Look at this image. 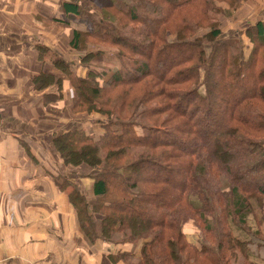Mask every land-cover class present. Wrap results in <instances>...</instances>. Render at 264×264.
Here are the masks:
<instances>
[{
	"label": "trees",
	"instance_id": "trees-1",
	"mask_svg": "<svg viewBox=\"0 0 264 264\" xmlns=\"http://www.w3.org/2000/svg\"><path fill=\"white\" fill-rule=\"evenodd\" d=\"M88 1L96 7L98 2H105L109 10L97 13L76 3L62 5L64 14L91 24L90 31L72 30L69 43L71 50L80 54L87 76L73 73L68 60L38 43L39 60L49 62L61 76L41 72L33 79L40 92L50 87L45 97L51 102L66 98L67 79L74 89L73 111L90 109L92 113L97 108L104 116L92 118L100 133L75 126L53 136L64 165L89 169L85 177L92 182L91 198L68 177H57L64 192L72 188L67 195L81 231L91 243L101 240L119 248L120 254L109 257L113 264H127L139 254L141 264H157L158 260L174 264L171 256H164L166 234L170 235V248L175 243L178 248L187 240L184 225L193 221L218 247L213 251L206 245L184 244L187 255L192 253L196 258L194 264L199 260L256 264L250 247L263 249L264 237L255 233L253 239H238L228 223L234 218L245 224L244 213L251 201H264V114L260 108L264 107V21L227 39L220 38V29L211 28L207 41L177 38L168 42L165 26L170 21L173 28L178 25L181 32L189 33L195 31L184 23L189 12L208 21V0ZM122 21L126 23L122 25ZM129 24L136 26L135 37L128 35ZM245 38L248 49L252 44L251 50H246ZM90 39L111 49L88 52ZM107 53L115 59L108 58ZM177 54L186 56L179 58ZM170 55L175 58L167 63ZM154 64L165 67L158 74L152 69ZM83 89H89L92 96L84 97ZM135 91L140 93L132 97ZM216 92L220 94L219 113L214 106L219 100L215 99ZM120 96L122 102L114 106ZM215 115L220 127L208 143H203L212 128L207 121ZM203 124L207 130L198 127ZM222 177L230 183L226 191H222L224 184L216 181ZM110 178L119 185H113ZM214 203L226 214L219 237ZM230 206L231 211L227 210ZM142 211L160 214V220L143 228L127 223V216ZM126 243L133 244V251L122 252Z\"/></svg>",
	"mask_w": 264,
	"mask_h": 264
},
{
	"label": "crops",
	"instance_id": "crops-1",
	"mask_svg": "<svg viewBox=\"0 0 264 264\" xmlns=\"http://www.w3.org/2000/svg\"><path fill=\"white\" fill-rule=\"evenodd\" d=\"M66 2L90 10L88 0H0V264H113L109 257L118 250L91 243L81 231L69 189L64 192L57 177L88 194L89 169L67 167L53 146L54 133L73 120L63 114L69 102H51L45 97L50 87L40 92L33 83L41 72L61 76L39 60L36 44L69 62V55L79 54L69 43L81 20L64 14ZM250 11V25L264 21V1ZM61 18L65 22H56ZM76 122L73 127L87 126Z\"/></svg>",
	"mask_w": 264,
	"mask_h": 264
},
{
	"label": "rangeland",
	"instance_id": "rangeland-1",
	"mask_svg": "<svg viewBox=\"0 0 264 264\" xmlns=\"http://www.w3.org/2000/svg\"><path fill=\"white\" fill-rule=\"evenodd\" d=\"M96 1V0H95ZM127 1L129 3L132 2V0H124ZM264 0H208V8H209V13H208V21H205L201 18H198V13L196 12H189V17L185 18L184 23L188 24L189 27H191V29H195V31L193 33H189V32H181L179 30V26L175 25V32L173 31V23H171V21L167 24V26H165V36L168 42H173L176 41L177 38H187V39H196V38H201L203 41H207L210 40L211 37H208L206 34H208L211 30V28L214 29H220L222 31V35L220 36V38L223 39H227V38H231L233 37V35L235 34V32L237 31H241V30H246L247 27L251 26L250 23H252L251 19H252V15H251V11H250V6L254 5L256 6H260L261 4H263ZM98 2V1H97ZM90 10L88 12H95V10L97 11V13H101L103 11V9L105 10V12H108V6L107 3L105 2H98L96 7V4L90 1ZM197 17V19H195L194 16ZM176 19V17H175ZM175 19L172 22H175ZM189 19V22H188ZM124 22L126 23V21H122V25L124 24ZM79 29H81V31H90L91 29V24L90 22H81V25L78 26ZM124 28V27H122ZM134 28H136V26L129 24L128 26H126V29L128 30V35L135 37L138 33H136L134 31ZM213 31V30H212ZM246 50L248 49V45H249V40L246 39ZM88 46H86V50L89 52L90 50H93V52H96L97 49H104L106 48H110V46L108 45H101V44H97L95 41L93 40H88L87 41ZM251 47L252 44L250 43ZM251 47H249L248 50H251ZM111 49V48H110ZM106 56L108 58L113 59L114 55L107 53ZM177 56L179 58H183L186 55L184 54H177ZM69 58L73 59L74 61H70V63L72 64V70L73 73L78 74L80 76H87L86 70L84 69L81 60L79 59V54H73V55H69ZM175 58L174 55H170L169 57L166 58V62L169 63V59ZM115 59V58H114ZM165 62V65H166ZM165 67L164 65L159 66L154 64L152 66L153 71L157 72L158 74L160 72H162V68ZM219 69V68H218ZM218 72V71H217ZM219 77V73L217 74V76H215L216 80ZM100 83H102V81H99ZM54 88L59 89L60 87L58 86H54ZM67 92H66V99H68L69 103H66L64 108H63V114H65L67 117L73 118V120H71L70 122H67L66 128H64L63 130L59 131L60 133H64L67 132V130H71V128H73L72 126V121H78L77 124H81V122H87V126L84 128L85 130L88 129L93 133V132H97L100 133V131L98 130V125H92V118L93 117H104L101 114H99V110L96 108L94 112L90 113L89 110L90 109H86L88 110V112H86L85 110H77V111H73V107H74V89L72 87H70L69 85L67 86ZM83 96L86 98H90L92 96L91 92L89 89H83ZM140 93V91H135V93H132V97L135 95H138ZM65 93H63L64 95ZM62 95V96H63ZM218 96V97H217ZM215 99H219L217 100V102H215L214 106L217 109V113L220 112L221 108H220V94H218V92H216V96ZM121 96L119 98H117L115 101L116 103H114V106L117 103H121L122 101ZM73 106V107H72ZM137 107V104L135 105V109ZM261 111L264 114V107H260ZM92 111V110H91ZM109 111H114V108H111V110ZM134 111V110H132ZM131 111V112H132ZM77 113V114H75ZM88 116H90V119L88 118ZM208 124H212V125H208V126H212V128L210 127V133L208 136L205 137V139L203 140V143H208L213 136H215L214 131L217 130L216 128L220 127V120L217 117V115H215L214 118L212 119H208ZM198 127H200V129H208L207 126L203 125H199ZM74 129V128H73ZM55 137V134H54ZM54 146V145H53ZM56 149V147H55ZM57 151V150H56ZM144 175L147 176V174L145 173ZM143 175V176H144ZM110 181L113 185L118 186V182L113 179L110 178ZM175 181L177 182V186H175L176 188H178V180L175 179ZM216 181H220L221 183L224 184V189L222 191H226L228 189V187L230 186V183L228 182V179L225 177H222L220 179H217ZM215 181V183H216ZM256 183H260L259 181H256ZM86 185H88V182L84 183ZM217 186V183L215 184V187ZM69 189V191L72 190V188L69 186L67 187ZM211 191V190H210ZM88 195L90 196V198L92 197V188L90 186L89 189V193ZM172 198V197H171ZM171 198H169L171 200ZM169 200V201H170ZM227 202H224V205L227 206ZM213 207H216L214 212H218L217 215V219L219 220L218 223H215L216 225V236L219 237L220 234L222 233L221 231L223 230L224 226H223V221H224V217L226 216L225 213L220 212V210L217 208V206L215 205V203L213 204ZM227 210L231 211L232 210V206H230L229 208H227ZM232 217L235 214H230ZM244 215L246 216L245 219V224L244 220L242 222H237L236 220H234V218H230L229 220V226L232 228V232L233 234L239 239L242 240H250L249 238L251 237V239H253V235L259 234L260 237H264V201H257V200H252L251 201V206L248 208V211H246L244 213ZM129 218V219H128ZM155 220H157V222L160 220V214L156 215V214H148L146 212H141L138 213L137 216H132L130 215V217L127 216V223L128 224H132V222H134L135 224L138 225H149L153 222H155ZM220 231H219V230ZM244 229V230H242ZM184 231L186 233V237L187 240H183V245H187L188 244L195 246V247H201L203 245H206L208 248H212L213 251H217L218 247L213 245L211 242L208 240V235L207 233L205 234L204 232L202 233L201 228L196 226V224L193 221H189L188 223H186L184 225ZM248 233V234H246ZM251 233V234H249ZM170 235L166 234V245H165V253L164 256H171V258L173 259V263L174 264H194V262L196 261V258L194 256H192L191 254L188 256L187 255V250L185 248H182L183 245H180L178 248L176 247V243L175 246L172 247V249L170 248L169 244H168V237ZM157 238V237H156ZM173 238L175 239V242L180 243V239L177 238V236L173 235ZM147 241V240H146ZM218 240H214L213 242H216ZM105 243V242H104ZM170 243V242H169ZM172 243V242H171ZM107 244V243H106ZM190 245V246H191ZM112 246V245H110ZM126 249L122 250V252L128 251L131 252L133 251V244L132 243H126L125 244ZM124 246V248H125ZM162 251V248H160ZM182 249H185L186 251H182ZM191 250V247H190ZM251 250V254H253L252 257V261H254L256 264L257 262H264V248L263 249H257L256 246L254 247H250ZM189 251V250H188ZM192 251V250H191ZM141 253V252H140ZM171 253V254H170ZM117 254H120L119 252V248L118 250L115 251L113 256H116ZM143 254V252H142ZM112 255V254H111ZM140 255V254H139ZM135 256V259H131L130 261H127V264H141V259L142 256L139 257ZM156 257H158V255H155ZM189 259V261H188ZM153 261V258H152ZM188 261V262H187ZM113 262V261H112ZM118 264H125L124 262H119ZM155 264V263H154ZM157 264H162V262H159V260L157 261ZM196 264H209L206 261H202L199 260L197 261Z\"/></svg>",
	"mask_w": 264,
	"mask_h": 264
}]
</instances>
